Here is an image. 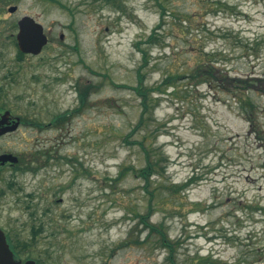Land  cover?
I'll use <instances>...</instances> for the list:
<instances>
[{"label": "rangeland", "instance_id": "obj_1", "mask_svg": "<svg viewBox=\"0 0 264 264\" xmlns=\"http://www.w3.org/2000/svg\"><path fill=\"white\" fill-rule=\"evenodd\" d=\"M11 4L18 12L9 25L31 15L51 40L40 55L20 59L17 28L9 27L0 84L7 72L14 77L0 104L54 123L79 108V90L94 88L86 107L61 125L23 127L0 140V152L29 162L53 155L38 172L13 177L0 226L9 216V233L30 239L32 227L46 224L29 253L41 264H173L161 236L141 222L151 195L136 171L147 166L148 148L154 160L166 159L151 177L150 222L164 228L175 262L264 264V0ZM139 48L149 53L144 82ZM209 65L226 79L192 78ZM170 75L185 77L166 87ZM159 85L143 116L136 89L148 94ZM248 100L255 123L243 109Z\"/></svg>", "mask_w": 264, "mask_h": 264}, {"label": "flooded vegetation", "instance_id": "obj_2", "mask_svg": "<svg viewBox=\"0 0 264 264\" xmlns=\"http://www.w3.org/2000/svg\"><path fill=\"white\" fill-rule=\"evenodd\" d=\"M45 1V0H40ZM53 1V0H49ZM16 7V10L14 12H11V8ZM18 12V6L11 4L9 6V0H0V46L5 44L9 46V27L17 28V33L19 32V22L26 16L32 17L37 23L42 24L38 19L34 18L31 15H25L22 16L20 19L17 20L16 23H12L9 25V16L16 15ZM43 25V24H42ZM44 27V25H43ZM44 32L48 37L49 43H50V35L46 33L45 27ZM64 36H61V39H63ZM16 44H17V34L15 36ZM48 46V45H47ZM46 46V47H47ZM45 47V48H46ZM44 48V49H45ZM43 49V50H44ZM26 56L28 57H34L32 54H24L21 59H25ZM20 58V57H19ZM2 69V66L0 65V70ZM9 69V68H8ZM12 72H7L4 78V83L0 84V99H3V96H6L8 94V86H9V76L14 77V74ZM12 79V78H11ZM10 112V115H9ZM68 115L65 116V120L69 119ZM37 115L32 114H21L17 115L13 112V110L9 109V105L6 104H0V140L9 138L10 136L17 134L20 132V130L23 127L34 129L35 131H42L45 130L48 127H53L54 123L56 126H58L60 123L57 121H54V123L50 122L46 124L44 121H40L36 118ZM20 120V124L15 130H11L13 125H15L16 119ZM6 154H10L9 151H1L0 157ZM12 154V153H11ZM18 157V156H17ZM30 157V156H29ZM29 157L27 159L25 158H19L17 163H11L9 161H1L0 162V201L3 199H6L9 197V190H11L16 184L15 175L21 172V169L23 168L24 164L29 163L30 159ZM22 160V164H20V161ZM9 201V199H8ZM32 233L30 235V239H21L19 237H13L11 233H9V216H8V223L7 226H0V230H2L5 233L6 240L8 246H10L11 250L14 253V258L17 262H21V264H26L28 261H35V264H41L40 259L35 258L33 256H30V252L36 247L37 241L39 238L43 237L47 234L48 226L46 224H41L37 227H32ZM50 254V251L48 252Z\"/></svg>", "mask_w": 264, "mask_h": 264}, {"label": "trees", "instance_id": "obj_3", "mask_svg": "<svg viewBox=\"0 0 264 264\" xmlns=\"http://www.w3.org/2000/svg\"><path fill=\"white\" fill-rule=\"evenodd\" d=\"M95 1H105V2H109V3H113L115 0H95ZM163 14H165V10H163ZM156 36H157L156 33L153 32V34L148 39V43L151 44L152 42L157 40ZM140 51L143 54L144 63L139 69V79L141 80V82H144L145 77H144L143 73L141 72V69L146 67L149 64V59H148L149 53H148V51L146 49H140ZM22 56H24V55L21 52H19L20 59L22 58ZM216 73L217 72L215 71L214 67L212 65H209V67H207L205 69L199 67L191 76L194 79H203L204 78V79H206L208 81H213V82H217L220 79L221 80L222 79L223 80L226 79V78H220L219 79L217 77ZM184 77H177V75H170L162 82V84H164L166 87H172V86L174 87L177 84L178 78H184ZM238 82L243 84V85L238 84L239 86L241 85V88H245L246 90L250 89V84L244 85V81H238ZM93 88H94V86H89V87H87V88H85L83 90H79L80 106L75 111L70 112V115L68 116V118L72 117L75 112H80L82 108L86 107L87 102H88V95H89L90 92L93 91ZM161 88L162 87L160 85L156 86V87H153V88H150L148 90V94L143 93L144 91L141 90V87H138L136 89L139 92V94L144 97L143 101H142V106L144 108L143 116L145 114L151 113V102H152V99L149 98V97H151V93L152 92H159V91L162 90ZM246 104H247L248 107L245 106V104H244L243 109H244V111L246 113L249 114V119H251V122L255 123V118H252L250 116L251 113H253V109L255 108L254 104L252 102H249V100L246 101ZM66 115H68V114H63V115L58 116L55 119V121L58 120V122L61 125V123L63 121H65V116ZM143 121H144V118L141 119L140 123H138L136 128H138L139 126H143L144 125ZM260 138L261 137H259V139ZM144 151H145V154H146V157H147V166L145 168L139 170V171H136V174H137L138 177H140L143 180H145V182H146L145 189L151 195V198H150V204H149V208H148L147 213L144 214V215H140L141 222L145 225L146 228H148L150 230L149 231L150 234L156 233V234L161 236L163 247L168 249V251H169L168 259L173 264H177L175 262L176 248H175L174 244L170 240H168L167 233L164 231V228L162 226H157V225H155V224L150 222V219H151V217L153 216V214L155 212V206L153 204L154 192H151L149 190V187L151 186V177L154 176V175L159 174L161 169L164 170V167L161 164L166 159H165V157H163V155L159 154L160 158L154 160L152 158V154H153L152 150H150L148 148H145ZM40 155H41V157L43 159H45L44 162H42L40 164V158L39 157H34L33 162H29V163L24 164V166L21 169V171L22 172H28V171L38 172L40 170V168H42V166H47L49 164L50 160L53 159V155H51V152H45V153L41 152ZM32 163H34V164H32ZM20 164H22V160L20 161ZM124 172H125V170L122 171L121 176H124ZM187 185L188 184H185L184 186H187ZM138 243H141V242L138 241Z\"/></svg>", "mask_w": 264, "mask_h": 264}, {"label": "water", "instance_id": "obj_4", "mask_svg": "<svg viewBox=\"0 0 264 264\" xmlns=\"http://www.w3.org/2000/svg\"><path fill=\"white\" fill-rule=\"evenodd\" d=\"M15 10L16 7L11 8V12ZM17 42L18 48L22 53L39 55L48 44V37L44 32L43 25L37 23L33 18L26 16L19 22ZM19 124L20 120L18 118L11 130L17 129ZM1 161H9L15 164L18 162V157L13 154H6L0 157V162ZM35 263V261L26 262V264ZM0 264H21V262L15 260L14 253L10 246H8L5 233L2 230H0Z\"/></svg>", "mask_w": 264, "mask_h": 264}]
</instances>
